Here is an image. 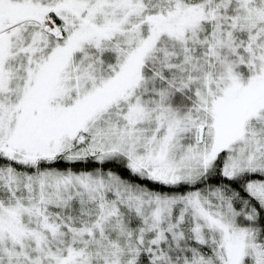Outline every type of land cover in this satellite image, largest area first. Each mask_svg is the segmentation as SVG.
Returning a JSON list of instances; mask_svg holds the SVG:
<instances>
[{
  "label": "snow or ice",
  "instance_id": "1",
  "mask_svg": "<svg viewBox=\"0 0 264 264\" xmlns=\"http://www.w3.org/2000/svg\"><path fill=\"white\" fill-rule=\"evenodd\" d=\"M0 264H264V0H0Z\"/></svg>",
  "mask_w": 264,
  "mask_h": 264
}]
</instances>
